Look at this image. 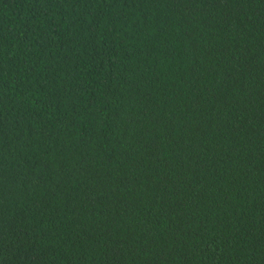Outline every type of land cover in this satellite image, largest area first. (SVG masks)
Returning a JSON list of instances; mask_svg holds the SVG:
<instances>
[{"label":"trees","instance_id":"trees-1","mask_svg":"<svg viewBox=\"0 0 264 264\" xmlns=\"http://www.w3.org/2000/svg\"><path fill=\"white\" fill-rule=\"evenodd\" d=\"M0 264H264V0H0Z\"/></svg>","mask_w":264,"mask_h":264}]
</instances>
